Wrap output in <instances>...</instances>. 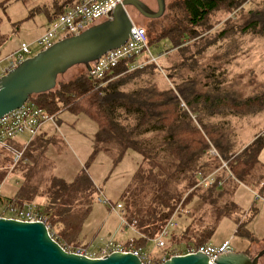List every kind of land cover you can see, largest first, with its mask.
I'll list each match as a JSON object with an SVG mask.
<instances>
[{
  "label": "trees",
  "instance_id": "obj_1",
  "mask_svg": "<svg viewBox=\"0 0 264 264\" xmlns=\"http://www.w3.org/2000/svg\"><path fill=\"white\" fill-rule=\"evenodd\" d=\"M8 1L4 0L1 7ZM246 1L248 0H178L170 8L177 10L178 15L172 16L173 19L161 28L158 39L150 43L145 30L147 44L152 52L159 49L161 41L169 47H164L158 53L156 63H148L154 71L157 68L165 70V64L160 61L162 57L169 64L166 69L176 64L178 58L181 59L168 70L166 78L170 86L166 89H160L157 81L144 82L131 90H123L125 81L110 82L116 75L135 71H128L129 62H123L102 80L90 78L88 70L84 68V73L62 85L56 93L52 90L32 96L27 102L55 117L66 111L73 115L82 114L90 119L96 126L90 159L99 153H105L116 163L129 152L139 158L129 185L121 195L123 226L132 227L137 234L135 239L119 244L124 251H144L147 243L157 237L175 210L184 209L197 196L196 193L201 189L199 181L211 174L214 175L215 183L204 189L205 193L197 198L202 204L214 205L215 194L218 193L219 197L222 194L215 189L216 180L221 178L222 173L217 170L222 161L227 163L231 179L252 185L246 179H251V173L260 167L258 156L264 147V134L257 136L238 153L231 141L232 135L227 123L211 124L206 121L216 116L263 111L264 92L243 99L226 91L223 83L218 80L220 76L215 75V66H198L197 59L201 50H197L189 58L179 54L172 55L169 60L166 58L172 51L191 43V39L197 37L198 29L204 27L211 16L220 10L231 14ZM163 16L164 14L160 18ZM244 25L241 33L264 35V11H250ZM238 27L230 26L233 28L231 31L222 30L212 44L228 38V35L238 31ZM3 43L4 39L0 35V48ZM209 144L215 148L219 159L204 158ZM31 176V172L26 174L25 185L30 183ZM49 184L48 201L44 208L48 232L54 224L60 223L67 234H79L85 217L79 212L76 216L72 214V207L87 204L88 198L84 194L94 190L92 181L82 172L72 183L51 178ZM37 189L38 186L23 187L15 198L0 197V204L19 207L21 204L14 203V200L20 203L29 202L28 199L34 200ZM79 199L82 201L78 202ZM86 207L90 211V204ZM226 207L227 204L222 210H218L213 223L204 229L192 232L186 228L182 233L185 240H174V233L171 243H184L194 247L207 243L213 234L216 219L224 213ZM68 210H71L70 214H67ZM71 214L73 216L69 218ZM69 219H74L78 224L75 226L68 223ZM241 231L239 227L236 233L241 234ZM53 240L61 245L60 240ZM149 257L153 261L158 258L157 255L150 254Z\"/></svg>",
  "mask_w": 264,
  "mask_h": 264
},
{
  "label": "rangeland",
  "instance_id": "obj_2",
  "mask_svg": "<svg viewBox=\"0 0 264 264\" xmlns=\"http://www.w3.org/2000/svg\"><path fill=\"white\" fill-rule=\"evenodd\" d=\"M140 1L149 10L153 12L157 10L156 0ZM175 1L178 0H165L166 11L164 16L157 21L144 18L133 7H126V11L132 24L147 30L150 43H153L155 39L159 38L161 28L173 19L172 16L178 15L177 10L170 9ZM2 2L3 0H0V21L2 28L6 29L3 35L8 36V40L0 52V77L2 70L7 66L5 58L10 53L9 51L17 49L20 43L32 42L37 33L27 31L25 25L28 23L24 21L20 28L17 27L20 32L15 36V28L10 26V22L20 20L19 17L24 11H28V7L27 5H15L10 2L3 8L1 7ZM250 11H264V0H248L231 14L226 13L225 10L212 14L213 16L205 22L204 27L198 29L197 37L191 39V43L186 44L182 49L172 51L166 58L169 60L174 54L189 58L197 50H201V55L197 59L198 66L201 68L215 66V75L220 76L218 80L223 83L226 91L235 93L243 99L253 94H262L264 92V35L240 32L241 28L245 26L244 23ZM230 26H239L238 31L228 35V38L212 44L222 30L230 29L231 31L233 28H230ZM208 44L210 45L207 46ZM159 45V49H152L155 56L164 47H167L163 41ZM32 48L34 54H37V49L34 46ZM227 54L229 55L227 56ZM160 60L165 64L163 65L164 72L158 68L154 71L153 67L145 63L137 70H131L133 71L131 74L124 73L120 76H114L110 82L125 81L126 84H124L123 90H131L136 85L149 81L154 83L157 81L158 84L163 83L168 86L169 80L166 78V74L181 59L178 58L177 63L169 69H166L169 66L166 59L164 60L162 57ZM159 66L162 67L160 63ZM84 72L83 66L71 68L58 77L52 92L56 93L62 85L73 81ZM184 76H186L185 72ZM32 100L34 101V99ZM263 118L264 110L244 113V115L216 116L209 119V121L206 119V122L211 124L217 122L227 123L228 131L232 135L231 141H234L235 144L236 140L240 144L242 141L249 142L256 130L260 135L264 134ZM56 120L55 125L47 123L41 130L43 133L46 130L45 128H50L49 136L51 140L48 142L42 141L41 138L38 139V135L31 142V145L23 151L22 145L28 143L29 136L22 135L15 142L0 146V197L14 198L21 188L29 185L38 186L34 200L28 199L29 202L24 201L22 203L14 200V203L21 204L18 208H22L24 205L31 207L33 211L46 220L44 214L46 206L38 204L35 200L40 197L42 198L41 202L47 205V189L51 178L54 177L57 180L72 183L76 174L80 175L85 172L92 181L94 190L84 194L88 198L87 204L82 203L72 207V214L76 216V213L79 212L82 217H85L84 222L80 225L79 234H67L65 227L60 223H56L51 229L49 228L50 236L58 239V241L60 240V246L66 251L81 248L89 253L96 252L108 243L121 245V243L135 239L137 237L135 231L130 227H124L122 224L121 210L113 209L111 206L115 207V205L120 204L121 195L129 185L139 158L136 154L130 152L116 163L113 162L110 155L105 153H99L93 159H90L91 155L82 158V154L86 153L88 155L91 152L92 138L96 132L94 123L82 114L73 115V113L66 111L60 112ZM52 136H54V139H52ZM210 146L212 144H209ZM235 147H237L236 144ZM20 152H22V156L15 161L17 154ZM258 166L260 167H257L251 173L252 178L246 179L252 185H246L242 181L228 178L226 168H221L219 171V173H222L221 179L224 178L225 180L226 178V182L230 181V185L224 181L222 185L224 186V192L220 197L215 194L214 205L200 203L197 197L205 193L200 190L184 209L175 210L174 220L177 228L174 232L176 234L174 240H180L186 228L195 232L213 223L216 212L222 210L227 204V209L216 219L213 234L206 244L218 247L226 241L229 242L232 252H243L250 257H254L259 251L263 250L264 189L261 191V188H264V147L258 157ZM30 172L32 174L29 180L30 183L25 185L27 178L24 179V177ZM79 201L82 200L79 199ZM88 204H90V211L86 209ZM6 206L0 204V217H10L5 209ZM59 211L56 210V212ZM62 211L65 212L66 210ZM70 211L67 214H70ZM82 213L88 214L84 216ZM72 214L69 218L73 216ZM67 222L75 226L78 224L74 222V219H69ZM239 227L242 229L241 234L236 233ZM184 245L182 243L179 246L183 247ZM169 246L175 247L176 245L169 244ZM142 253L161 257L160 250L156 248L153 242H148ZM259 264H264V256L259 260Z\"/></svg>",
  "mask_w": 264,
  "mask_h": 264
},
{
  "label": "water",
  "instance_id": "obj_3",
  "mask_svg": "<svg viewBox=\"0 0 264 264\" xmlns=\"http://www.w3.org/2000/svg\"><path fill=\"white\" fill-rule=\"evenodd\" d=\"M157 10H149L140 0H122L109 19L79 35L65 38L24 60L0 77V119L22 108L30 97L52 91L59 76L75 66L89 64L123 46L132 22L126 7H133L149 20L159 19L165 0H156ZM264 249L254 257L243 252H227L213 262L200 253L173 256L162 264H259ZM0 264H143L128 252H112L93 259L64 250L53 240L43 223H26L0 217Z\"/></svg>",
  "mask_w": 264,
  "mask_h": 264
},
{
  "label": "built area",
  "instance_id": "obj_4",
  "mask_svg": "<svg viewBox=\"0 0 264 264\" xmlns=\"http://www.w3.org/2000/svg\"><path fill=\"white\" fill-rule=\"evenodd\" d=\"M121 2L122 0H81L77 4L67 7L61 14L51 21L45 32L32 44H20L15 52L9 54L5 58L7 66L3 69L2 76L14 69L24 60L35 55L34 49L32 48L33 46L37 49V52H40L51 47L60 40L79 35L91 26L109 19L110 14L121 4ZM145 59L146 61H144ZM158 59L159 57H156L153 54L147 44L145 30L132 24L129 38L126 43L118 49L112 50L98 60L90 63L88 75L95 80H102L104 76L111 74L112 70L123 62H129L128 71H131L141 67L145 63H156ZM47 123L55 125V116L47 114L44 110L37 108L33 104L26 103L22 108L0 119V146L15 142V140L22 135L29 136V143L31 138L39 134ZM22 146L24 151L27 146ZM21 156L22 152L17 154L15 161ZM204 158L206 160L214 158L219 159V155L215 148L210 146L209 149L205 151ZM224 167L230 176L227 163L222 161L220 169ZM213 182L214 176L211 174L201 179L199 181V186L207 188ZM111 207L119 211L121 210L120 204ZM5 209L10 215L7 219L26 223L45 224L46 222L40 214L26 205L22 206V208L7 205ZM174 218L175 213L166 222L157 237L152 240L161 253V257L155 258V261H153L148 254H143L142 251H124L119 245H113L111 243L99 248L94 253H89L87 250L81 248H74L67 252L93 259L103 258L112 252H128L136 255L143 264H162L170 257L194 253L203 254L213 262L220 255L231 252L229 242H224L218 247L208 244H203L197 247L187 245H184L183 247H180L179 245H176L175 247L169 246V244H172L171 237L177 228ZM122 223L124 222L122 221Z\"/></svg>",
  "mask_w": 264,
  "mask_h": 264
},
{
  "label": "crops",
  "instance_id": "obj_5",
  "mask_svg": "<svg viewBox=\"0 0 264 264\" xmlns=\"http://www.w3.org/2000/svg\"><path fill=\"white\" fill-rule=\"evenodd\" d=\"M81 0H9L6 4H8V3H10V2H12L13 4H15V5H18V4H22L21 6H25V5H27V7H28V11H24L23 13H22V15H21V17H19V18H21L20 20H16V21H13V22H10V26L11 27H14L15 28V31L14 32H16L15 33V36H17L18 35V33L20 32L19 31V29H17V27H21L22 25V23L24 22V21H26L25 23H28L27 25H25V27H26V30L27 31H29V32H37L36 33V35H35V39L32 41V42H30V43H28V44H32L38 37H40L44 32H45V30L48 28V26H49V24L51 23V21H52V19H54V17L55 16H57L58 14H61L62 12H63V10L64 9H66L67 7H70V6H73V5H75V4H77V3H79ZM3 3H4V0H3V2H2V4H1V6L3 5ZM5 4V5H6ZM5 5L3 6V8L5 7ZM25 15V16H24ZM24 16V17H23ZM42 19L41 21H40V18ZM10 21V20H9ZM23 29V28H22ZM5 32H6V29L5 28H2V23H1V21H0V35H1V37L4 39V43H3V45L1 46V48H0V52H1V50H2V48L4 47V45H5V43L7 42V40H8V36H6V35H3V34H5ZM24 43V42H23ZM20 44H22V43H20ZM19 48V45H18V47H17V49ZM17 49H13V50H11V51H9L10 53L9 54H11V53H13V52H15ZM9 54H7V56L9 55ZM160 61H162V60H160ZM2 72H3V70H2ZM1 76H2V73H1ZM157 84H158V82H157ZM168 84V86L167 85H164L163 83H161V84H158V87L160 88V89H166V88H168L169 86H170V84L169 83H167ZM56 118H57V116L55 117V123H57V120H56ZM264 119V118H263ZM56 126H57V124H56ZM46 130L42 133V132H40L37 136H38V139H40L41 138V140L43 141H49V140H51V138H50V136H49V131H50V128H45ZM51 130H52V128H51ZM54 130V129H53ZM264 130V129H263ZM262 130V131H263ZM242 134V133H241ZM258 135H260V133L258 132V130H256L254 133H253V136L250 138V140H249V142H244V141H242L240 144H239V142L238 141H236L235 140V144L237 145V147H235V149L236 150H238V153L240 152V151H242L245 147H247L249 144H251L252 142H253V140L255 139V137H257ZM35 138H36V136H35ZM52 139H54V136H52ZM240 139V138H239ZM242 140V139H241ZM32 141V140H31ZM30 141V142H31ZM29 142V143H30ZM29 143H25L24 145H26V146H30V144ZM233 143H234V141H233ZM29 144V145H28ZM235 144H234V146H235ZM23 147V146H22ZM91 151H92V148L90 149ZM101 154H103V153H101ZM91 155V152L90 153H88V155L85 153V154H82L81 156H82V158H85L86 156H90ZM108 155V154H107ZM260 155V154H259ZM45 156H46V151H45ZM259 157V156H258ZM261 166V165H260ZM84 167H85V165H84ZM261 168H263V167H261ZM264 169V168H263ZM135 170V169H134ZM221 169H220V167L218 168V170L217 171H220ZM52 171H53V169H52ZM134 172V171H133ZM133 174V173H132ZM214 176V175H213ZM228 176V178H230L231 179V177L229 176V174L227 175ZM77 177V174L74 176V179L73 180H75V178ZM52 178H54V177H52ZM221 179V178H220ZM216 180V191L217 192H224V186H222L223 184H224V181H225V183H227L228 185H230V181H228V182H226V178H225V180H224V178H222L221 180ZM66 183H69L68 181H65ZM215 182H213L212 184H214ZM234 183V182H233ZM211 184V185H212ZM231 185H233V184H231ZM209 187V186H208ZM207 187V188H208ZM96 189V188H95ZM204 189H206V188H203V187H201V189L200 190H203L204 191ZM264 188H261V191L263 190ZM218 194V193H217ZM16 197V196H15ZM14 197V198H15ZM41 200H42V198H40V197H37L36 198V202L38 203V204H41V205H43V206H46V204L44 203V202H41ZM123 224V223H122ZM226 242V241H225ZM88 244V242L86 243V245ZM206 244V243H205ZM101 248V247H100Z\"/></svg>",
  "mask_w": 264,
  "mask_h": 264
},
{
  "label": "bare ground",
  "instance_id": "obj_6",
  "mask_svg": "<svg viewBox=\"0 0 264 264\" xmlns=\"http://www.w3.org/2000/svg\"><path fill=\"white\" fill-rule=\"evenodd\" d=\"M30 58H31V57H30ZM182 65H183V64H182ZM16 67H17V66H16ZM16 67H15V68H16ZM12 70H13V69H12ZM10 71H11V70H10ZM130 74H131V73H130ZM179 96H180V95H179ZM120 100H121V99H120ZM33 103H34V102H33ZM48 113H49V112H48ZM96 113H97V112H96ZM108 115H109V114H108ZM107 125H108V124H107ZM114 126H115V125H114ZM119 128H120V127H119ZM37 135H38V134H37ZM37 135H36V136H37ZM33 138H35V136H34ZM33 138H31V140H32ZM127 140H128V139H127ZM125 141H126V140H125ZM146 143H147V142H146ZM57 198H58V197H57Z\"/></svg>",
  "mask_w": 264,
  "mask_h": 264
}]
</instances>
